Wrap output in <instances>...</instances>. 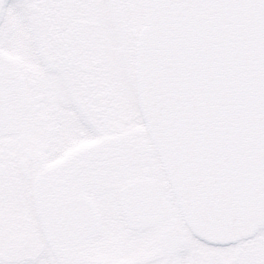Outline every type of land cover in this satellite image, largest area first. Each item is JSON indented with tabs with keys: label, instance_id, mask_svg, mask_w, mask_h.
<instances>
[{
	"label": "snow or ice",
	"instance_id": "obj_1",
	"mask_svg": "<svg viewBox=\"0 0 264 264\" xmlns=\"http://www.w3.org/2000/svg\"><path fill=\"white\" fill-rule=\"evenodd\" d=\"M0 264H264V0H0Z\"/></svg>",
	"mask_w": 264,
	"mask_h": 264
}]
</instances>
